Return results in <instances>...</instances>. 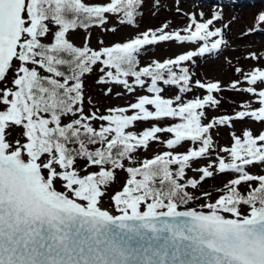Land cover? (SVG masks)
Masks as SVG:
<instances>
[{
	"label": "snow or ice",
	"instance_id": "6c2138e0",
	"mask_svg": "<svg viewBox=\"0 0 264 264\" xmlns=\"http://www.w3.org/2000/svg\"><path fill=\"white\" fill-rule=\"evenodd\" d=\"M142 5L143 0H0V264H264V175L246 170L264 164V131L233 134L231 147L223 149L230 159L221 157L218 171L238 175L214 200L204 192L209 202L201 210H180L197 198L187 189H196L198 181L185 180V170L208 152L210 130L245 118L264 124V67L237 68L248 86L231 84L255 97L257 107L246 103L233 116L204 124L205 106L219 104L212 95L221 90L218 81L197 80L208 94L184 102L180 95L165 98L158 82L191 91L181 64L221 48V29L210 28L218 13L202 21L191 16L183 34L164 25L98 50L69 38L71 31L104 25L107 14L133 24ZM256 23L264 24V12ZM215 37L221 38L209 45ZM163 41L204 43L137 70L141 49ZM97 64L103 65L100 83L131 92L132 77L151 95L106 114H85L82 78ZM168 118L180 122L130 130L136 122ZM95 121L106 123L97 128ZM158 133L172 134L163 143L173 151L137 162L134 154L159 140ZM185 141L201 147L175 152ZM117 169L128 178L109 192ZM199 171L201 181L213 174L208 167ZM105 195L118 214L101 206Z\"/></svg>",
	"mask_w": 264,
	"mask_h": 264
},
{
	"label": "rangeland",
	"instance_id": "374dc122",
	"mask_svg": "<svg viewBox=\"0 0 264 264\" xmlns=\"http://www.w3.org/2000/svg\"><path fill=\"white\" fill-rule=\"evenodd\" d=\"M238 1L244 2L238 5ZM261 12H264V0H143V5L139 8L133 24L122 23V17L107 14V21L104 25H90L87 29L80 28L71 31L69 38L76 46L82 47L87 44L90 49L98 50L117 42H125L149 29H160L164 25H167L166 31H180L183 34V29L189 25L191 16L195 15L198 21H202L210 19L213 13H218L220 19L214 20L210 28L212 30L221 29L224 41L221 48L202 56L197 55L181 64V67L188 69L191 77V91L181 93L177 86L164 85L162 81L158 82L163 89L162 95L165 98L174 99L176 95H180L184 102L197 97L202 99L204 95L208 94L206 89L196 86L197 80L204 83L218 81L221 90L214 91L212 95L219 101V104L206 105L203 109L204 116L201 117V121L207 124L217 117L233 116L235 112L243 110L242 105L246 103H251L253 107L258 106L255 97L242 90H233L231 84L233 81H239L238 89L248 86L241 73L236 71L237 68L247 72L256 66L264 67V24L257 25L256 23V18ZM249 29H253V31L250 32ZM255 35H259L260 39H257ZM219 38L221 37L209 38L207 43L210 45L214 39ZM202 43L204 42L163 41L145 45L137 55V70L153 61L163 62L188 51H195ZM252 54H255L259 59H253ZM102 67L103 65L100 64L93 65V70L82 78L85 114L92 112H96L97 115L106 114L109 108L127 107L136 102L140 95H151L147 92L146 86L142 88L135 85L132 77H128L129 85L133 88L131 92L123 85L111 81L100 83V77L103 75L100 71ZM174 70L179 71L178 68ZM144 79L146 85L150 83L149 78ZM128 114H131V111ZM178 122H180L178 118L136 122L130 130L138 133L153 125L167 127ZM101 123L106 122L95 121L93 127L98 128ZM245 129H251L254 134H258L260 131H264V124L245 118L244 120H233L230 125H216L210 130L212 143L208 152L203 157L193 160L191 166L185 170V180L196 179L198 181L196 189H187L197 198L180 208L191 207L201 210V204L209 202V198L202 195L204 192L210 193L211 200H214L220 194L219 190H222L228 181L238 175L230 170L218 171V162L221 157L225 161L230 159L228 153L223 149L231 147L233 134L242 135ZM157 135L159 140L150 141L146 149H138L134 154V159L137 162L152 158L164 151H173L163 143L172 138V134L158 133ZM199 147H201L199 142L185 141L176 146L174 151L184 153L189 149ZM125 166L134 165L125 162ZM175 167L173 166V168ZM204 167H208L213 174L201 181L202 173L199 169ZM246 170L251 174L264 175V164L257 163L254 166H249ZM127 178L126 171L117 169L115 181L107 190L109 192L120 190ZM239 189L241 192H245L247 185L242 183ZM101 206L112 211L113 214H118L108 195L104 196ZM245 208L246 206H243L242 211Z\"/></svg>",
	"mask_w": 264,
	"mask_h": 264
},
{
	"label": "bare ground",
	"instance_id": "6f19581e",
	"mask_svg": "<svg viewBox=\"0 0 264 264\" xmlns=\"http://www.w3.org/2000/svg\"><path fill=\"white\" fill-rule=\"evenodd\" d=\"M244 2V1H243ZM242 1H238L237 3H238V5H241L242 3H243ZM255 37L257 38V39H260V36L259 35H255Z\"/></svg>",
	"mask_w": 264,
	"mask_h": 264
},
{
	"label": "trees",
	"instance_id": "16d2710c",
	"mask_svg": "<svg viewBox=\"0 0 264 264\" xmlns=\"http://www.w3.org/2000/svg\"><path fill=\"white\" fill-rule=\"evenodd\" d=\"M61 70H67V66H61ZM184 205H180V207H183Z\"/></svg>",
	"mask_w": 264,
	"mask_h": 264
},
{
	"label": "water",
	"instance_id": "95a60500",
	"mask_svg": "<svg viewBox=\"0 0 264 264\" xmlns=\"http://www.w3.org/2000/svg\"><path fill=\"white\" fill-rule=\"evenodd\" d=\"M185 208H180V210H184ZM195 209V208H194ZM197 210V209H196ZM227 216V215H226Z\"/></svg>",
	"mask_w": 264,
	"mask_h": 264
}]
</instances>
